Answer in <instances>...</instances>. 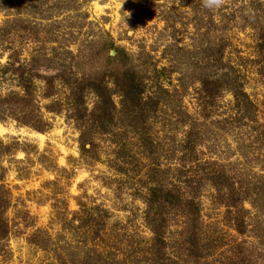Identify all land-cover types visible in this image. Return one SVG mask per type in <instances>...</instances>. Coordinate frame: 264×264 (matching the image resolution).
Instances as JSON below:
<instances>
[{
  "label": "rangeland",
  "instance_id": "374dc122",
  "mask_svg": "<svg viewBox=\"0 0 264 264\" xmlns=\"http://www.w3.org/2000/svg\"><path fill=\"white\" fill-rule=\"evenodd\" d=\"M39 2L44 3L43 9L54 7L55 20H42L39 8H32ZM6 6L9 9L4 10ZM18 14H26L23 23L12 26L18 33L0 40L2 65L8 62L10 48L22 60L41 54L36 71L53 76L58 60L69 63L88 42L111 38L126 52L125 67L105 62L106 55L93 47L94 55L78 64L77 78L84 74L98 80L108 74V80L111 72L121 75L126 69L152 81L155 74L162 75L159 80L168 97L133 134L127 124L134 118L131 107L120 110L124 107L122 85L115 88L111 77L116 124L109 134L94 138L99 161L93 162L81 159L80 131L69 113L45 109L57 101L68 103L67 89L58 80L56 100H44L42 80H37L39 107L35 112L43 115L48 129L38 132L13 120L0 122V140L16 148L4 158L5 179L0 183L8 194L0 264L92 263L84 259L90 244L114 264H152L153 235L145 221L149 188L159 185L187 198L206 176L209 166L205 163L212 161L225 163L231 173L236 169L242 174L246 167L251 171L247 178L264 176L258 162L245 157L244 147L254 140L251 126L233 128L236 125L223 122L231 96L219 103L224 130L212 128V110L197 96L200 68L209 73L216 64L231 65L245 76L246 91L259 104L258 118L264 124V77L257 73L264 68V58L256 47L257 38L264 36V0H219L218 5L213 0H0V27L14 22L16 17L11 15ZM219 51L222 63L215 62ZM7 90L0 89V93ZM85 101L90 112L96 98L89 95ZM190 124L199 130L200 144L197 153L184 154ZM201 184L195 202L206 259L188 264H227L230 258L237 263L243 252L240 245L251 254L248 264H264V237H260L264 217L245 204L251 211L246 217L248 227L244 236L238 234L214 189L206 181ZM251 184L264 188L259 181ZM80 201L86 210L76 217L73 214L81 210ZM164 213L170 244L163 263L175 264L183 222L174 208ZM88 221L97 234L88 232Z\"/></svg>",
  "mask_w": 264,
  "mask_h": 264
},
{
  "label": "trees",
  "instance_id": "16d2710c",
  "mask_svg": "<svg viewBox=\"0 0 264 264\" xmlns=\"http://www.w3.org/2000/svg\"><path fill=\"white\" fill-rule=\"evenodd\" d=\"M39 8L42 20H55L54 7H47L43 9L44 3H35L32 8ZM5 9H9L6 6ZM26 15V14H25ZM24 14L11 15L15 16L14 22H8L4 27H0V40L8 39L16 33L12 28L14 24L23 23L22 17ZM37 16V15H36ZM211 24H215L212 21ZM18 33V32H17ZM16 33V34H17ZM12 35V36H11ZM93 47H97L96 51H101L103 55H106L105 62H111L114 65L122 64L123 67L126 64V52L120 49L116 44L109 39L100 40L97 38L92 42L85 44V48L80 50L78 56H74L68 63L67 59L58 60L56 68V75L41 76L37 71L38 64L41 61L40 56H31L28 60H22L19 57V53L15 49H8V62L5 65L0 63V89L5 90V94L0 93V122L7 123L11 120L17 122L19 125L30 127L38 132H44L48 129L49 124L44 122L43 115L37 114L39 104L36 102L35 92L37 90L36 81L42 80L43 84V99L56 100L58 94L57 81L60 80L61 86L66 88V100L68 103H61L62 101L54 102L53 105L45 107L50 113H61L66 111L69 113V118L74 120L80 131L79 147L81 159L98 162L97 156L98 145L94 140L99 135L109 134L111 129H114L115 114L117 112L116 105L113 101V89L110 87L109 79L112 77L114 81L113 86L116 88L122 85L119 90L122 92V103L124 107H131V127L133 134H137L135 131L139 130L142 125L148 123L150 115L158 112L159 108L166 103V96L168 92L163 90L160 78L162 75L155 74L154 81L147 80L138 75L136 72L126 69L122 70L121 75L118 73L113 75L110 73L105 74L100 79H91L88 76L82 74L84 77L77 78L78 64L85 61L86 58L92 57L94 54ZM256 47L259 54L264 58V36L257 38ZM114 52L115 55H111ZM70 52H68V55ZM219 59L215 62L222 63L221 56L223 53L219 51ZM264 62V59H263ZM121 65V66H122ZM76 68V72H72ZM47 70L53 69V67L45 68ZM201 72L198 79L199 89L197 90V96L202 103H205L212 110V128L214 130H224L221 127V113H220V100H225L226 96H231L230 108L228 112H225L223 122L230 125H236L233 128L247 127L252 128L254 140L244 147V153L246 160L248 158L257 161L261 168L264 169V124L260 123L258 118L259 104L254 101L253 98L246 91L245 76L241 70L234 68L227 64H216L211 67V72L204 73L206 68H200ZM156 71V68L154 69ZM260 77H264V68L257 71ZM117 79V80H115ZM150 84V85H149ZM14 87V89H12ZM119 91V92H120ZM117 92L116 94H118ZM89 95H93L96 98L94 108L89 112L86 106L85 98ZM40 109V108H39ZM124 112V110H123ZM68 115V114H67ZM199 116L202 118V114L199 112ZM125 117V116H124ZM205 117V116H204ZM210 115L205 118L208 119ZM125 119H128L126 117ZM124 120V118H123ZM140 122V123H139ZM192 124L189 125V133H187L183 142L184 154L197 153V148L200 144L198 142L199 130H194ZM251 149L249 152L248 150ZM16 148L13 145L5 144L0 140V183L4 182L3 172L4 158L11 154ZM119 152V151H118ZM115 154V153H114ZM244 158L243 155L241 156ZM253 162V160H251ZM205 166H209L206 176L201 179V183L206 181V185L210 186L216 192V195L223 205L227 209V215L232 221V225L235 231L244 236L248 224L246 222L247 215L251 214L245 204H249L258 215L264 217V188L255 187L252 188L253 182L259 184L264 183L263 175H256L252 178H247L248 173H251L248 168H242L243 173L239 174L237 170H233L231 173L225 163H218V161H212L205 163ZM185 169L184 166L182 167ZM189 171V170H188ZM199 184L195 189H192V194L187 198L180 197L178 192L173 190H164L159 185L149 188L148 197L146 200V225L153 235V242L151 245V263L152 264H164V253L167 246L170 244L167 241V233L169 226L166 225L165 209L174 208L177 210L180 220H182V227L179 229L180 250L175 264H188L191 260L202 262L206 259L205 252L201 246L198 232V221L200 218L199 205L196 204L195 198L198 190L202 188V184ZM6 187L0 186V234L4 236L7 233V225L4 220V213L8 206V194ZM81 210L74 213V216H81L82 211L86 210V206L83 202H79ZM89 231L93 234H97L96 228L88 226ZM260 237H264V231L260 234ZM181 242V243H180ZM243 249L238 255V262H234L231 258L227 264H248L250 261V253L244 248V245H240ZM90 253L93 250V254H87L84 256L85 260H91L92 263L87 264H114L109 262L103 254L95 248L94 245H89ZM225 257L222 258L224 260ZM226 260V259H225ZM109 262V263H108ZM85 264V263H84Z\"/></svg>",
  "mask_w": 264,
  "mask_h": 264
},
{
  "label": "clouds",
  "instance_id": "9594fccd",
  "mask_svg": "<svg viewBox=\"0 0 264 264\" xmlns=\"http://www.w3.org/2000/svg\"><path fill=\"white\" fill-rule=\"evenodd\" d=\"M213 2L217 5L219 4V0H213Z\"/></svg>",
  "mask_w": 264,
  "mask_h": 264
}]
</instances>
